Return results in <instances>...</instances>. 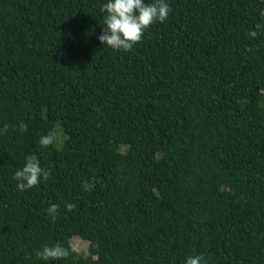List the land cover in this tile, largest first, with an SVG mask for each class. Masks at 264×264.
I'll list each match as a JSON object with an SVG mask.
<instances>
[{"label":"trees","instance_id":"trees-1","mask_svg":"<svg viewBox=\"0 0 264 264\" xmlns=\"http://www.w3.org/2000/svg\"><path fill=\"white\" fill-rule=\"evenodd\" d=\"M106 2L0 0V264H264V0H166L127 52Z\"/></svg>","mask_w":264,"mask_h":264},{"label":"clouds","instance_id":"clouds-1","mask_svg":"<svg viewBox=\"0 0 264 264\" xmlns=\"http://www.w3.org/2000/svg\"><path fill=\"white\" fill-rule=\"evenodd\" d=\"M100 11L104 13L103 28L97 39L102 45L113 50L127 52L141 41L144 32L151 25L157 22L163 23L169 16L171 8L166 0H152L151 3H146L145 0H107ZM256 27L259 28L260 25ZM256 35V31L250 33L252 37ZM55 140V134L49 132L39 138L38 144L41 148H45L52 145ZM49 178L50 170L40 166V161L35 154L28 155L22 169L17 170L13 175V180L17 182V190L21 192L37 186L41 179L47 181ZM94 187V183H85L83 190L91 191ZM66 207L68 211H71L75 205L69 204ZM58 208V205L51 204L46 211L54 218ZM69 255L68 249L59 243L53 246L45 245L36 252V256L44 261L60 260ZM203 260L202 255H193L186 258L185 264H202Z\"/></svg>","mask_w":264,"mask_h":264},{"label":"rangeland","instance_id":"rangeland-1","mask_svg":"<svg viewBox=\"0 0 264 264\" xmlns=\"http://www.w3.org/2000/svg\"><path fill=\"white\" fill-rule=\"evenodd\" d=\"M53 133L55 134L56 140L53 143L55 147H59L62 143V132L61 129L59 128V126L57 124L53 125ZM62 137V138H61ZM87 241L78 237V236H73L70 238V245L75 248V249H83L86 247Z\"/></svg>","mask_w":264,"mask_h":264}]
</instances>
